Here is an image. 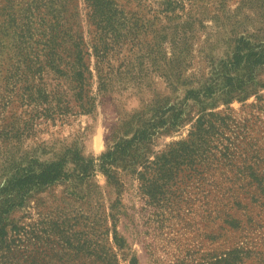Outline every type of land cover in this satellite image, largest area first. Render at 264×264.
I'll use <instances>...</instances> for the list:
<instances>
[{"label":"rangeland","instance_id":"374dc122","mask_svg":"<svg viewBox=\"0 0 264 264\" xmlns=\"http://www.w3.org/2000/svg\"><path fill=\"white\" fill-rule=\"evenodd\" d=\"M55 1L0 0V264H264V0H76L78 48ZM203 111L215 151L146 198L137 162Z\"/></svg>","mask_w":264,"mask_h":264},{"label":"trees","instance_id":"16d2710c","mask_svg":"<svg viewBox=\"0 0 264 264\" xmlns=\"http://www.w3.org/2000/svg\"><path fill=\"white\" fill-rule=\"evenodd\" d=\"M96 0H84V3L94 8L96 7ZM44 4V2H43ZM57 7H61V10H57L54 13V18L57 22L63 21V17L61 16L62 11L68 9L70 12L68 13V18L66 19L68 25L71 29L73 28L72 34H69L70 42H72L75 48H78L80 44L83 43L81 38V30H79V21H78V8L76 0H56L55 4ZM54 9V8H53ZM63 9V10H62ZM42 20V18H41ZM65 21V20H64ZM61 32V30H60ZM55 36V32L51 34V36ZM60 35V36H59ZM57 34V37H63L62 34ZM66 35V34H65ZM53 52L52 50H49ZM45 53H50L45 52ZM48 55V54H47ZM87 91V90H86ZM89 91V90H88ZM258 98V96H256ZM220 115L214 111H203L194 120V123L191 125V128L188 131V134L185 138L179 139L176 141H171L166 144L163 149L158 151L153 159L149 160L146 157L140 159L137 164L140 166V170H138L137 177L141 181L140 188L141 192L145 195L146 198H163V194L166 193L168 189V184L171 182L172 177L176 174V172L180 171L183 163L181 162V158H183L184 152L188 151H198L199 153H203V156L206 157L212 154L215 150L212 145L208 144V139L212 140L213 135H215L214 124L215 118H219ZM144 132L141 131L138 135L132 136L123 141V143L119 146L115 145L113 149L108 150L105 153H102L99 156L98 167L102 171H108L105 166L104 160L107 157H110L116 149L118 151H124L125 148H128L135 139H143ZM207 139V140H206ZM61 169V163L50 162L49 164L43 166L37 172H32L29 174H25L22 177L18 178L16 181L17 186H23L28 183H40L47 184L52 183L56 177L59 175ZM252 175V173H251ZM257 181H261L263 176H255ZM9 225V229L14 230L13 224H5L0 221V237H5L7 229L6 226ZM113 232V243L119 247L124 246V242L120 237H117L115 230ZM109 248V247H108ZM114 262H110V264H116L115 258H112ZM137 260L135 257L130 258L128 264H136ZM109 264V263H108Z\"/></svg>","mask_w":264,"mask_h":264}]
</instances>
